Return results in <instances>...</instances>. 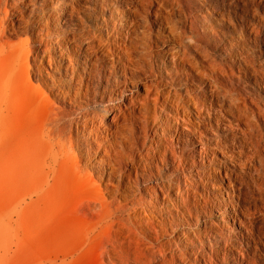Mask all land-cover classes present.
Masks as SVG:
<instances>
[{"label":"rangeland","instance_id":"obj_1","mask_svg":"<svg viewBox=\"0 0 264 264\" xmlns=\"http://www.w3.org/2000/svg\"><path fill=\"white\" fill-rule=\"evenodd\" d=\"M59 1L61 10L58 8ZM116 1L0 0V216H3L0 264H137L138 256L140 262L150 260L152 264H161V255L150 250L151 244L156 242L154 234L150 232L151 235H144L145 246L142 248L140 242L144 241L137 233L139 223L125 221L126 214L120 207L128 201L135 204L142 216L152 218V209L171 206L168 205L167 197L180 209V205L184 204L192 207L193 194H197L204 196L206 209H211L212 215L207 218L199 214L196 215L199 223L193 221L189 225H182L176 219L180 217L175 213L166 216L164 211L161 212L162 218L173 222L175 233H190L193 226L203 229L205 224L215 226V232H219L221 228H226L225 231L238 228V224L228 216L232 213L231 208L226 214H221L218 210V206H222L224 199H227V194L223 190L221 193L216 190L213 194L207 184V177L202 178L200 184L196 176L194 182L188 171L184 170L186 179L181 173L179 184L183 189L187 188L189 193L178 195L176 192L168 195V190L162 192L160 185L171 178V171L158 160L160 176L151 180L157 181L153 190L157 197L154 198L146 192L148 181L134 174L131 163H123L120 167L114 164L108 153L113 151L126 156L133 152L136 160H140L138 166L145 169L142 176L149 173L148 154L151 151L150 139L153 137L150 127L146 128L144 134L140 131L139 122L135 123L133 138L129 141L122 140L118 144L109 145L98 136H94L91 146L83 148L79 144L83 111H79L70 99L64 97L65 92L60 85L64 66L57 47L61 37L64 41L61 45L63 48L76 49L72 33L86 29L90 24L101 28L105 35L108 27H104L102 23L110 19L109 3L116 5ZM145 1L152 2L148 8V18L151 22L152 39L156 40L155 48L159 50V57L153 61V72L146 80L147 83L152 79L153 82L161 83L159 89L172 92L176 90L183 95L187 92L209 93L205 105L208 111L205 108L204 114L209 112L211 118L214 114H221L220 119L224 121L221 120V132L210 129L205 137L212 139L219 135L234 134L237 145L245 144L243 148L252 151L258 146L256 151L264 155V119L252 115L258 107L264 108V0ZM129 2L126 5L128 7L140 3L139 0ZM160 10L167 18L157 25L154 20ZM60 13L63 14L62 17L59 16ZM114 19L120 30L122 19ZM54 27H59L60 31H56ZM183 49L186 50L189 62L186 60L181 67H174L168 54V66L164 68L160 64L162 53L180 52ZM79 60V56H72L66 63L75 69L76 65L85 66ZM133 89L141 96L145 93L144 86L140 83ZM129 93L130 91H126L125 95ZM156 96L154 93L148 104L149 120L156 119L160 114L164 116V111H168L160 109L159 103L155 104ZM114 97L110 102L120 100ZM124 98L121 101L128 104L129 98ZM229 99L234 103L231 104ZM220 102L224 104L220 105ZM233 105L246 106V116L250 112V128L245 116L236 121L228 115L226 106L230 109ZM218 106H225L226 110L217 113V109L221 108ZM175 108L176 105L172 104L169 110L175 114L178 127L182 128L183 122ZM188 108L196 114L192 105ZM62 112L66 114L61 119L59 115ZM210 124L214 128L213 118ZM92 127L94 130L102 127L103 133L116 128L110 118L105 119L102 126L96 123ZM90 132L87 131V134ZM157 132L160 133V129ZM248 134L254 135L251 139L254 138L251 140ZM242 137L247 139L243 141ZM112 147L115 149L112 150ZM191 147L190 144L185 146L187 162L190 159L198 162L199 155L197 152L191 155ZM164 148L163 146L162 149ZM262 154L260 156L263 157ZM140 167L135 165L137 173H140ZM151 169L156 171L155 166ZM245 169L249 171L247 167H241L237 171L243 172ZM128 176L131 177L129 183ZM236 178L234 184L238 187L246 208L240 218L251 220L254 228H261L264 226V184L261 185V179L251 181L248 172ZM218 179L222 180L220 176ZM223 179L227 183V179ZM170 182L168 181L169 184ZM128 228L132 238L127 236ZM168 230L171 232L170 228ZM120 232H124V238ZM117 237L122 239L120 250L113 244L116 243L113 238ZM252 246V241L228 239L227 252L231 253L233 248L244 251ZM194 248L196 256L191 264H204L209 250L205 248L202 251L198 242L194 244ZM103 249L109 253L114 252L110 253L113 255L111 260L103 257ZM184 249L176 236L171 241V246L166 245L167 259L173 251L174 264H178L180 251ZM254 250L264 261L262 247L257 245ZM183 254H186L185 251Z\"/></svg>","mask_w":264,"mask_h":264},{"label":"bare ground","instance_id":"obj_2","mask_svg":"<svg viewBox=\"0 0 264 264\" xmlns=\"http://www.w3.org/2000/svg\"><path fill=\"white\" fill-rule=\"evenodd\" d=\"M127 1L128 0H117L116 5L109 3V10L111 12L110 19L102 23L104 27H108L105 35L102 33L101 28H95V26L92 24H90L86 29H79L76 33H72L74 44L77 46L76 49L63 48L61 45L64 44V41L60 37V44H58L57 52L59 53L64 66L60 85L65 92L64 97L70 99L69 101H71L73 106L78 107L79 111H83V124L79 134L81 141L79 144L83 146V148H86V146H91V141H94V136L104 139L109 145L111 143L118 144L122 140L129 141L131 138H133V125L139 122L140 131L146 134V128L150 127L153 135V137L150 139L149 149L151 151L150 154H148V159H150L149 173L145 177L142 176L145 172V169L138 166L140 160H136V156L133 154V152L126 154L125 156L124 154H119L118 152L112 151V153L110 152L107 155L113 159L114 164H117L118 167L122 166L123 163L126 165L131 163L130 165L132 170H134V174H138L143 178V180L148 181L149 186L146 192L148 195H150V197H157V195L153 192L155 185L157 186V181L151 182V180L152 178L157 179V177L160 176V172L157 169L158 160L171 171V178L166 179L167 182L160 185L162 192L168 190V195L170 193L176 192L178 195L189 193L187 188L183 189L179 184L181 173H183V176L185 177L184 179H186V174L183 172L184 170L188 171L194 182L196 181V176L200 184L202 183L200 180L204 177H207L209 180L207 184L211 188L213 194L216 190L220 193L223 190L227 194V199H224L222 206H218V210L219 212L221 211V214H226V211L231 208L232 213H230L228 216L238 224V228H230L227 229V231H225L226 228H224V230L221 228L219 232H215V226H206L205 224L203 225V229L193 226V228L190 229V233L185 231L183 233L181 232L179 235L173 230V222L162 218V214L160 213L163 211L166 213V216L175 213L177 217H180V219H176L179 220L182 225H189L193 221L199 223L196 216H199V214L209 218L212 215V211L211 209H206L207 203L204 196L197 194H193L194 199L191 203V205L193 204L192 207H189L188 204H184L183 206L180 205V209H177L175 206L176 204L172 203V200L167 197L168 205L171 204V206L167 207L166 205L164 207L152 209V218H146L142 216L141 212L138 211L132 201H128L127 204L120 207L126 214V222L128 221L129 223L133 224L134 221H136L139 223L137 233L139 234L138 236H140V239L144 241L140 242V244L143 245L142 248L145 246L144 235L146 236L147 234H150V232L154 234L156 242L154 245L151 244L150 250L152 252H157L158 255H161V260L159 261L161 264H174L175 256L173 255V251L169 253V258L167 259L166 245L171 246V241L174 240L176 236L178 242H180V244L185 247L184 250L180 251L181 256L179 258L178 264L192 263L196 256V248H194V244L196 245L197 242L199 243L202 251L205 248L209 250V254H207V256L204 258V264H264V261L260 256L255 254L256 252L254 250L256 249L257 245H260L264 251V226L257 229L253 227L251 220H241L240 215H244L245 212L243 209L246 208L242 203V196L240 195L238 187L234 184L237 179L236 176L242 177L244 176V173L246 174L248 172V175H250V178L252 179L251 181H258L261 179V185H263L264 155L261 153L263 155L262 157L260 156L261 154L256 151L258 150V146L255 148L256 150H254L252 147V151V149L250 150L249 148L245 150L243 148V145H245L243 142V145H240V143L237 145V141L234 137L235 135L232 133V135H219L212 139H207L205 137V134L209 132L210 129H215L216 131L221 132L222 130L220 126L223 124V122L221 123L222 119H220L222 116L221 114L220 116L219 114L213 115L212 118L215 122L214 128H212L213 126L210 124V120L212 118L210 113L207 112L208 110L205 106L208 101L207 99H209V93L187 92V94L183 95L176 90L172 92L171 90H164L163 88L159 89L158 86L161 85V83L158 84L157 81L153 82L152 79H150L149 83H147L146 80L153 72V61L157 60L159 57V50L155 48L156 40L153 41L151 36V22L148 18V8L151 7L152 2L139 0L141 4L138 3V5L128 7L126 5L130 4V0L128 2ZM61 7V1H59L58 8L61 10ZM62 15V13L59 14L61 17ZM114 17L122 19L120 30L117 29ZM166 18L167 15L160 10L159 14H157L155 17L154 24L160 25L161 21ZM80 25L83 27V24ZM54 29L56 31H60L59 27H54ZM168 54L171 56L174 67H181L188 57L185 49L180 52H164L162 53V59H159L160 64L164 68L168 66ZM72 56H79V63H82L85 66L78 67V65H76L77 68L75 69L68 65L66 62L70 61ZM187 61L189 62L190 60ZM68 71H71V74H68ZM181 80H183V78ZM139 83L143 85L145 89V93L142 96L137 92V90L133 89L136 88L137 84ZM129 86L131 87L129 88ZM126 91H130V93L125 95ZM215 92H217V90H215ZM154 93L157 94V96L154 98L156 100V102L154 101L155 104L159 103L160 109L163 111H168H164V116L160 114L156 119L149 120L150 112L148 110V104ZM112 97L115 99L120 98V100H118L116 103H114L113 100L110 102L111 99H113ZM122 97L129 98L128 104H125L123 101H121ZM210 99L212 100V98ZM211 100H209V102ZM221 103L223 102H220V105H222ZM172 104L176 105L175 111L177 112L179 119L183 122L181 125L182 128L178 127V123L175 122V114L169 110ZM190 105L196 109V114L194 111L188 108ZM208 105H210V103ZM218 107L221 108L219 109ZM218 107L217 113H221V110L225 109V106ZM226 107L228 108V115H230L233 119L240 121L243 119L241 117L245 116V120H248V127L251 126L252 123L249 122L250 117L248 116L250 112L246 116V106H244V108L240 107L239 105H233L230 106V109L228 106ZM205 108L207 110V115L204 114ZM193 113L194 117H192ZM65 114L66 113L62 112L59 117L62 119ZM252 115H256L263 120L264 108L258 107L257 111ZM152 117L154 118V115H152ZM107 118H110L114 122L116 127L114 130L103 133L101 129L102 127L100 129L96 128V130L93 129V124L97 123L102 126L104 120ZM252 119L251 121L253 122L254 119ZM249 128H247L248 132ZM253 128L254 127H251V129ZM256 128L259 129V127ZM256 128L254 129L256 130ZM158 129H160V133L157 132ZM87 131L91 132L87 134ZM248 132L245 133L247 134ZM255 133L256 132H254V134ZM249 136L251 139V136L254 135ZM242 138L243 141L247 139L244 137ZM163 140H165V142H163ZM128 144H130V142ZM189 144L192 146V153L190 154L193 155V152H197L199 155L200 159L198 162H195L191 159L187 162V150L185 146ZM246 145L248 146V144ZM163 146L165 147L164 149H162ZM114 149L115 148L112 147V150ZM59 150L60 153H62L60 148ZM167 150H169V152H167ZM130 151L132 150L130 149ZM135 165L140 167V169L138 168L140 173H137V168L135 169ZM152 166L156 167L157 172L152 171ZM230 166H232V168H230ZM241 167H247V170L249 171H246V169L245 171L243 170V172L237 171L239 168L241 169ZM111 172H113V169ZM219 176L222 178V180L218 179ZM223 177L227 179V183L224 182ZM246 178L247 177L245 176V179ZM130 179L131 177L128 176V183ZM168 181H171L170 184ZM134 184H136L135 181ZM149 190H151V192H149ZM193 192L196 193L195 190H193ZM262 204L264 205V201ZM158 215H160L159 219L157 218ZM2 217L3 216H0V235L3 224ZM127 227H129V225ZM129 228L126 230L128 234L127 236L132 238L130 236L131 228ZM168 228H170L171 232H169ZM131 230L134 231V229ZM120 233H122L121 237L124 238V232ZM120 233H118V235ZM163 236L165 237L160 239V237ZM113 239L116 242L113 244H116L117 249L120 250L122 239L118 237ZM228 239H235L237 241L245 239V242L252 241L254 246L247 247L248 251L246 249L241 251L237 248H233L232 252L228 253ZM112 246L113 245H111V247ZM113 250H115V248ZM170 250H172V248H170ZM183 251H185V255L183 254ZM102 253L105 259L111 260L113 258V251L110 252L112 253L110 254L105 249ZM261 254L264 258V253L262 252ZM139 259L140 256L137 257V264H152L150 260L140 262Z\"/></svg>","mask_w":264,"mask_h":264}]
</instances>
